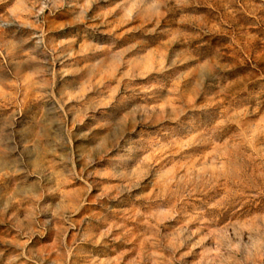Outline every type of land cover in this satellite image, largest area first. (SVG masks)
I'll return each mask as SVG.
<instances>
[{
    "label": "rangeland",
    "instance_id": "obj_1",
    "mask_svg": "<svg viewBox=\"0 0 264 264\" xmlns=\"http://www.w3.org/2000/svg\"><path fill=\"white\" fill-rule=\"evenodd\" d=\"M0 264H264V0H0Z\"/></svg>",
    "mask_w": 264,
    "mask_h": 264
}]
</instances>
